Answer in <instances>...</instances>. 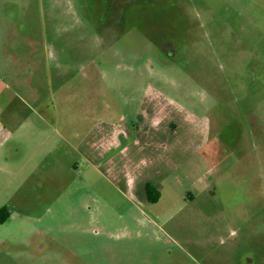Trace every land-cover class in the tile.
Segmentation results:
<instances>
[{"label":"rangeland","instance_id":"rangeland-1","mask_svg":"<svg viewBox=\"0 0 264 264\" xmlns=\"http://www.w3.org/2000/svg\"><path fill=\"white\" fill-rule=\"evenodd\" d=\"M150 88L162 126L261 152L249 214L230 198L249 161L212 182L192 156L162 216L115 180L100 139L137 130ZM0 92L54 121L27 186L0 170V264H264V0H0Z\"/></svg>","mask_w":264,"mask_h":264},{"label":"crops","instance_id":"crops-1","mask_svg":"<svg viewBox=\"0 0 264 264\" xmlns=\"http://www.w3.org/2000/svg\"><path fill=\"white\" fill-rule=\"evenodd\" d=\"M6 103V98L0 92V170L14 177L16 186L19 185L20 189L27 186L25 182L31 181L35 171L42 168L48 160L49 152L53 150V141L48 132L53 128L54 121L49 113L34 112L30 117L23 116L19 109L14 106L8 108ZM163 109L162 93L156 89H147L135 113V118L140 122L137 130L118 126L110 136L100 139L101 146L108 144V148L119 150L118 161L114 164L115 180L129 188L150 213L162 216V209H168L177 203L169 196L173 187L177 189L179 182L189 180V173L184 174L182 168L192 156L200 153L194 169L206 165L212 182L216 179L215 164L225 165L222 166V177L227 181V173L231 169L249 161L248 174L239 171L237 176L238 192L231 191L230 194V198L237 201L239 213L249 214L252 207L263 198L261 152L258 155L255 153L253 157L251 151L241 145L230 146L220 140H199L197 128L188 127L183 130L174 121L169 126H162ZM182 133L187 136L184 140ZM85 145L98 148L93 142L86 141ZM32 155L40 157L35 160ZM234 179L232 178L233 181ZM198 180L202 181L201 178ZM148 185L153 189L151 200L147 192ZM186 196L193 199L194 192L188 189ZM183 197L185 199L181 194L178 200ZM166 200L170 203L165 202ZM246 222V227L258 226L249 225L248 220Z\"/></svg>","mask_w":264,"mask_h":264},{"label":"trees","instance_id":"trees-1","mask_svg":"<svg viewBox=\"0 0 264 264\" xmlns=\"http://www.w3.org/2000/svg\"><path fill=\"white\" fill-rule=\"evenodd\" d=\"M152 186L151 185H148L147 186V192H148V195H149V199L151 200V194H152ZM159 194H157V196H158ZM0 221H1V219H0Z\"/></svg>","mask_w":264,"mask_h":264}]
</instances>
